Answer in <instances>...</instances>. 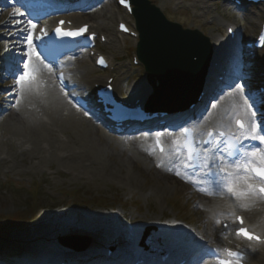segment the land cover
<instances>
[{"label":"rangeland","instance_id":"rangeland-1","mask_svg":"<svg viewBox=\"0 0 264 264\" xmlns=\"http://www.w3.org/2000/svg\"><path fill=\"white\" fill-rule=\"evenodd\" d=\"M154 1L169 19L181 23L185 28L199 29L208 35L213 42L214 50L217 51L216 54L220 55L219 57L223 58L229 66L234 67L238 64V68L233 71L239 73V80L233 87L244 92V99L259 83H264V50L253 58L245 57L242 54L240 45L229 51L223 50L227 49L224 21L231 20L238 27H241V31H245L242 38L244 39L246 36L257 33L259 23L264 21V7L262 10L255 9L254 11L257 14L250 16L247 11H234L227 7L225 2L217 3L214 0H210V6L206 11L200 7H193V0H168L165 3H162L161 0ZM174 1H183V4L179 8H175L173 7ZM112 7L114 14V18L110 23L112 30L106 29L103 31L108 38L113 36L109 32L115 31L117 19L123 18L119 16V13L122 12L118 10L114 2H112ZM14 9L20 10L15 16L13 15ZM86 9L83 12H69L67 15L74 21L79 15L81 17H78L79 19L88 21L94 8ZM209 20H212V22L209 23ZM132 21L133 18L129 19V22ZM21 29H31L30 24L24 23L21 8L17 7L12 0H0V54L15 57L13 59L15 66L22 64L21 62L25 59L23 53L27 51L26 45L21 41L28 33L20 31ZM97 32L99 35L102 33L100 30ZM240 35L242 34L240 33ZM124 41L115 45H111L109 42L99 43L98 48L101 52L109 55L115 65V54L122 58L126 51L132 53L136 49L133 39L125 38ZM6 47L8 48L7 51L5 50ZM85 55L90 63V73L83 78L89 77V79L100 80L101 78L115 76V71L111 70L106 74H99V70L93 65V59L89 55ZM77 64L81 66L79 74L81 70H84V75L86 64L83 62ZM72 67L75 68L76 65H72ZM54 72L55 70H52V79L56 87L59 88ZM67 73L70 76L69 70ZM136 77L138 79L132 82V85L136 87L134 89L135 93H137V96L143 95V87L146 83L143 69ZM16 79L13 72L0 74V154L2 153L0 156V236L7 238V243L0 242V250H6L7 253L9 250L16 251V249L32 252L35 254L34 257L26 254L25 259L19 263L37 264L33 261L39 260L40 255L50 254L52 248L48 247V244L57 241L60 236L84 233L98 241V244L94 243V245H99V243L108 245L115 244V240L109 239V235L115 233L127 238L125 245L127 246V252H134L137 248L135 249L133 245L136 246L142 239V236H137L134 233V228L136 227L143 232L148 226L156 227L157 230L151 232L155 233L157 239L165 236L172 238L173 234H178L181 239L188 242L195 240L201 243L211 239L212 235L209 236L205 227L206 215L200 211L202 203L196 190L185 180H173L170 183L173 188L169 191L167 198L163 199L155 191V180L148 175L147 166L134 161L128 152H125V156L131 159L130 161L136 165L137 169H142L144 172L141 173V176L135 172L134 175L137 179L133 180L125 179L128 178L125 173L119 172V177L122 180L124 179L123 181H126V183L139 187L141 192L137 189L132 191L127 186L118 187V183L122 181L118 176L114 180L111 178L107 180L103 177L81 174L82 172L79 169L89 164V161L67 162L70 165L68 169L65 168L66 166H62L59 161L36 166L31 159L32 155L25 152V145L23 147V144L28 141L27 138L21 136L23 133L20 130L15 132L6 123L8 117L6 108L10 106L16 98L15 96L21 91L16 84ZM230 89L232 87L222 90L221 94L216 93L217 95L213 97L211 94L214 92L210 91L209 94H211L208 97H212L209 101L210 104H206L205 108L201 109L202 112L197 114V117H205L206 112H212L211 105L216 104L218 99L230 93ZM122 90L124 95L126 94L125 91H132L131 82H125L122 85ZM63 94L73 104V93L63 90ZM248 104L252 106V111L256 113L254 117L256 122L260 119L256 132L262 134L264 99L256 101L249 99ZM69 110L72 114V110ZM234 114L235 112L231 111L229 117H233ZM243 114L248 117L245 111H243ZM80 116L87 118L83 111ZM71 131L73 130H69L68 133H71ZM100 134L103 136L102 133ZM63 138L64 140L67 139L66 136H63ZM6 142H10V145ZM117 145H120L117 146V149L121 150L122 141ZM126 146L131 148L132 142L127 141ZM114 147H116L115 142L111 143L109 147V154L113 160L116 157ZM60 149H65L64 151L70 154L68 146L58 148L56 150L58 155H60ZM15 152L22 156L17 155L15 157L18 164L13 166L12 158ZM124 166L125 171H129V165L125 163ZM89 170L96 172L94 168ZM118 171L119 168H117ZM34 205H37L38 209ZM25 217H32L33 220L30 219L31 221L23 226L19 224L8 226L9 219L20 222L25 220ZM169 228H175L176 231L169 233L167 231ZM43 242L47 244L44 245ZM155 245L161 246L159 243ZM84 254L85 256H82ZM96 254L97 252L94 249H90L79 253V257L87 259L89 256L92 258Z\"/></svg>","mask_w":264,"mask_h":264},{"label":"bare ground","instance_id":"bare-ground-1","mask_svg":"<svg viewBox=\"0 0 264 264\" xmlns=\"http://www.w3.org/2000/svg\"><path fill=\"white\" fill-rule=\"evenodd\" d=\"M161 1L162 3H165L167 0ZM112 9V1L106 0L92 10L90 13L91 17L88 21L79 19V15L75 19L74 26L78 27L82 24H89L92 21V25H90L92 31L97 32L100 30V32L104 34V30H112V27L110 26V23L114 18ZM254 14L257 13L255 11H250V16H253ZM109 33L111 36L113 35L109 38V43L111 45L118 44V40L115 38V33L117 32L114 31ZM223 50L227 51V49ZM215 53H217V51ZM87 58L86 55L80 54L71 59H74L73 62L69 60L68 64L70 65L67 66L63 64L60 66L61 69L70 71L69 89H76L75 93L80 88L82 89V84L89 83V77L83 78L90 73V63ZM173 60V56L168 54L166 61L172 63ZM82 62L86 64V66H84V68L86 67V73L84 75V70H81L79 74L81 66L80 64H77ZM72 65H76V67L73 68ZM53 68L54 67H52V70ZM36 75L39 76V74ZM40 76L41 81L37 89L31 86L24 87L23 85V87H21L18 85L21 89L20 93L15 96L16 98L12 101L10 106L6 108V111H8L6 123L10 128L14 129L15 132L20 130L23 133L21 136L27 138L28 141L23 144V147L26 143L32 144V148L28 153L32 155L31 159L36 166L40 164L42 165L43 163L51 164L53 161H59L62 166H66L65 168L68 169L70 166L68 163L89 161V164L79 169L82 172L81 174L93 177H103L107 180L111 178L114 180L116 179V176L119 177L120 173H125L126 176L130 178L125 179H137L134 175L135 172L141 176V173L144 172V170L137 169L136 165L130 161L131 159L125 156V152H128L134 161L147 166L148 175L155 180V191L159 196L163 197V199L167 198L169 191L173 188L170 184L173 180L177 181V179L184 180L190 178V176H187L185 172L179 169L175 160L166 163L164 166L160 165L155 159L148 138L145 136H133L128 138L127 140L132 142L131 148L126 146L127 142L123 140V146L120 148L121 150H118L117 146L120 145L117 144L121 142L120 138H115L113 135L106 133V131L104 132L100 127L95 125V123H92L89 118L80 116L82 111L69 102L67 97L63 94L62 88H58L54 84L52 71L49 72L48 69L43 66L41 68ZM95 82L96 81H93L92 83ZM243 95L244 94L241 91H238L237 88L236 90L232 89L230 93L225 94L224 97L220 98L218 102L214 104L215 107L213 108V111L206 113L204 118H206V120L208 118L215 120L216 117H222V119L228 121L230 112L233 110L241 111L244 109L245 113H247V110L243 105L245 102ZM69 109L72 110V114ZM207 115L209 116L206 117ZM250 120L254 121L256 125V119L248 115V121L250 122ZM71 129L73 131L68 133ZM100 133H102L103 136ZM21 136L19 137L21 138ZM63 136H66L67 139L64 140ZM175 136V133L168 134L171 141L174 140ZM113 142L116 143V147H114V150L116 151L115 160L111 159V155L109 154V147ZM6 143L10 145V142ZM44 143L45 146L43 145ZM66 146H68L70 150L69 156L65 157L61 155L65 149H60V155H58L56 150L58 148H66ZM1 155L2 153L0 156ZM17 155L22 156L15 152L12 158L13 166L18 164L15 160ZM156 162L160 165L159 168L156 166ZM125 163L129 165V171H125L124 169ZM91 168H94L96 172L94 173L89 170ZM117 168H119L118 172ZM154 168L155 170H153ZM178 171L182 176L177 175ZM120 179L122 180V178ZM123 180L121 182L123 185L137 187L131 183H126V181ZM197 190L199 192L197 193L198 197L201 199L200 201L202 203L200 211L206 215L205 227L209 235H212L215 231V218L211 213L217 211L218 208L224 205L238 207L239 212L247 214L253 221L259 216L256 221L264 223V220L261 218V216H264L262 213L263 206L260 205L259 208H254V204L264 201L256 195L249 194V196L226 197L224 194H220L213 196L212 194H209L210 191L206 186H199L197 187ZM249 197L259 201L253 203L245 202L244 198ZM209 207H212L213 209L210 210ZM251 261L252 263L264 262V250L253 253V259ZM252 263L250 262V264Z\"/></svg>","mask_w":264,"mask_h":264},{"label":"water","instance_id":"water-1","mask_svg":"<svg viewBox=\"0 0 264 264\" xmlns=\"http://www.w3.org/2000/svg\"><path fill=\"white\" fill-rule=\"evenodd\" d=\"M136 5L143 33L139 54L148 67L156 91L171 95L183 93L187 98H193L202 86V76L210 60L204 38L197 31H182L164 21V16L155 8L138 2ZM168 54L174 58L172 63L166 61ZM157 81H160L158 87ZM65 240L80 247L89 243H82L84 238L79 236L66 237Z\"/></svg>","mask_w":264,"mask_h":264},{"label":"snow or ice","instance_id":"snow-or-ice-1","mask_svg":"<svg viewBox=\"0 0 264 264\" xmlns=\"http://www.w3.org/2000/svg\"><path fill=\"white\" fill-rule=\"evenodd\" d=\"M121 3H125V0H120ZM19 9H14L13 15L15 16L19 13ZM19 23V21H17ZM31 25V29H21L20 31H25L28 34L23 38L21 43L25 44L27 47V51L23 53L25 59L21 62L22 63V70L20 71L19 75L16 79V84L23 87L24 83L27 81L31 83L35 80L36 76V65L32 63L33 58L42 64L44 67L48 69L49 72L52 71L51 64L45 63L46 57H42L40 53L36 50V45L34 44V36L33 32L36 28V25L33 24L31 21L28 22ZM65 22L61 21L60 24L63 25ZM123 27V26H122ZM87 31V26L83 28L77 29L75 31H62L60 27L56 28V34L62 36H80ZM127 31V29H125ZM48 33L45 31L43 32L42 36H36V40H42L44 36H47ZM264 40V37L261 38ZM15 46V45H13ZM5 50L7 51L8 48L6 47ZM100 63H104L103 58L100 59ZM242 89V86H241ZM215 107V105H213ZM245 107L247 110V114L250 117H255L256 113L252 111V106L248 104L247 99H245ZM236 124L239 128V133H230L226 134L224 132H220L218 135L220 137H226L228 144L227 148L229 150V154L234 157V160L229 167H234L237 172L234 174L232 172H225L224 167H220L217 173L219 177L220 173H224L222 178L217 179L216 183L219 184L224 190L228 193L232 194L236 197H241L247 195L249 192L255 193L259 192V194L264 195V147H254L250 151L242 152L241 148H243V140L245 139H252L258 140L261 142V145H264V135H257L256 134V125L255 122L250 120L248 125H245L243 120H236ZM184 132L187 134L189 132L188 129H184ZM159 135V134H158ZM209 140L205 141V143H216L219 144L218 140H213V132L209 131L207 133ZM159 143V141H157ZM179 146V141L175 142ZM179 150V147L178 149ZM163 151V148H161ZM189 159H191V153L189 154ZM218 160L223 165L224 164V157L219 156ZM242 173V174H241ZM211 174V173H209ZM179 175V173H177ZM253 178H259L261 184L259 186L249 183V181ZM239 182H243L247 184V191H240L237 189L236 184ZM213 194V193H209ZM240 223L243 224V219L238 218ZM219 223V221H217ZM238 236H243L249 240H259L260 237L254 236L246 228L240 227L236 233ZM229 256L242 258V254L239 252H234L230 249L225 250ZM220 264H231V261L221 260Z\"/></svg>","mask_w":264,"mask_h":264},{"label":"trees","instance_id":"trees-1","mask_svg":"<svg viewBox=\"0 0 264 264\" xmlns=\"http://www.w3.org/2000/svg\"><path fill=\"white\" fill-rule=\"evenodd\" d=\"M0 55H1V54H0ZM34 206L37 207V209H38V206H37V205H34ZM29 219H30V218L25 217V220L21 221L20 223L24 224V223L28 222ZM8 222H11V223H17L16 221H14V220H10V219L8 220ZM6 240H7L6 238H2V237L0 236V241H6Z\"/></svg>","mask_w":264,"mask_h":264}]
</instances>
